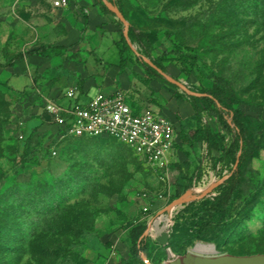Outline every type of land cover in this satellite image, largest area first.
I'll return each mask as SVG.
<instances>
[{
    "label": "rangeland",
    "instance_id": "obj_1",
    "mask_svg": "<svg viewBox=\"0 0 264 264\" xmlns=\"http://www.w3.org/2000/svg\"><path fill=\"white\" fill-rule=\"evenodd\" d=\"M114 1L136 31L153 35V57L175 45L199 57L188 78L171 62L164 63L168 75L194 91L209 89L210 78L229 82L231 106L246 114L243 122L255 146L242 181L222 215L205 211L217 189L160 214L186 191L198 195L228 174L220 170L218 153L209 161L202 150L193 169L170 166L167 172L117 141L61 136L41 121L43 100L33 91L51 75L16 73L10 89L0 86V264H165L193 253L264 256V0ZM53 2L0 0L1 64L71 39L78 28L74 15ZM115 52L106 51V63L118 61ZM10 73L0 69V79ZM191 122L185 118L182 125ZM209 123L223 133L215 120ZM140 224L150 229L144 254L133 259L127 230ZM161 231L169 237L167 250L156 241ZM200 245L213 250L197 254Z\"/></svg>",
    "mask_w": 264,
    "mask_h": 264
},
{
    "label": "crops",
    "instance_id": "obj_2",
    "mask_svg": "<svg viewBox=\"0 0 264 264\" xmlns=\"http://www.w3.org/2000/svg\"><path fill=\"white\" fill-rule=\"evenodd\" d=\"M65 10L74 15L75 24L78 28L73 32L68 42L57 45L70 46L78 43L74 51L80 50L79 53L85 59V63L67 62L61 58L46 60L32 56L16 63L15 69L10 73V75L12 73L16 75V73L27 72L29 75L30 70H32L38 75L45 73L51 75L48 80L41 82L42 87L33 90L43 100L40 112L41 121L52 124L50 116L43 112L46 100H52L65 108L72 104L73 101L64 98L65 91L70 88L76 87L78 97H81L84 102L92 96L91 93L95 90L108 96L120 92L125 96V102L134 114L138 115L146 108L153 110L156 108L157 112L164 116L167 115L168 117H166L174 124V143L172 150L167 155V167L164 170L171 172L173 169H170V166L175 164L180 166L178 169L174 168L178 172H181L184 167L188 170L193 169L194 162L200 159L202 155V150H205V156L209 160L204 143H184L181 141L179 131L188 136L197 127L193 109L185 96L176 98L175 95L180 94L179 92L172 91L165 87L166 85L163 86L154 80L144 84V71L134 60L124 72H119L117 68L119 63L118 51L114 45L120 35L118 25L115 23L116 19L103 14L94 0H70L69 6ZM110 47L116 51L118 61L115 64H109L105 61L106 51ZM55 77H58V81L51 83ZM118 77L120 81H118ZM32 83L34 85V82ZM41 83H37V85ZM185 118H190L192 121L189 127L182 125ZM211 118L215 120L213 116ZM211 118L205 115L203 119L204 124L210 128L209 121L212 120Z\"/></svg>",
    "mask_w": 264,
    "mask_h": 264
},
{
    "label": "trees",
    "instance_id": "obj_3",
    "mask_svg": "<svg viewBox=\"0 0 264 264\" xmlns=\"http://www.w3.org/2000/svg\"><path fill=\"white\" fill-rule=\"evenodd\" d=\"M94 1L103 14L114 18V16L105 8L102 0ZM109 1L116 4L122 12L116 1ZM115 23L118 26H121L117 20H115ZM119 33L120 39L114 43L119 57L117 68L119 69V72L122 73L134 60V62L137 63L144 71V84H148L151 80H154L162 85L175 88V86L169 84L160 74H158L156 70L145 64L141 60V57L148 58L158 69L166 74L168 73L164 67V63H175L179 66L180 73L185 78L189 77L192 68H194L196 63L199 61V57L193 53L191 48L181 45H175L173 49L163 52L160 56L153 57V35L147 32H138L130 25L128 29V38L131 44L137 45L139 50L138 53L140 55L138 57L134 56L122 36L121 29H119ZM77 46L78 43L70 46L41 45L29 52L14 55L5 64L0 63V69L12 71L15 69L16 63L32 56H37L46 60L61 58L63 61L84 64L85 59L81 57L79 53L80 50L74 51ZM128 52H130L132 56L129 55ZM12 75L13 73L5 80L0 79V86L10 89L9 81ZM210 80L212 86L209 89L195 91L201 94H206V97H188L185 94L175 95L176 98H180L181 96H185L187 98L191 108L193 109L194 117L197 123L196 129L190 135L185 136L182 131H179L178 133L181 136V141L184 143H204L206 145L207 156L210 161L213 160L212 153H218L217 162L220 165V170H226L228 171V174H230L228 179L217 188L219 191L218 194L214 196L209 203H205V211L207 213L222 215L242 181L245 167L251 160L255 146L249 138L247 128L243 122L246 114L233 109L231 106V100L234 99L235 95L230 88L229 82L222 78H210ZM56 81H58V77L52 79L51 83H55ZM205 115L213 116L216 123L223 130V133H214L208 125L204 124L203 119ZM255 119L261 125L260 118L256 116ZM50 126L55 128L56 132H60V129L56 125L50 124ZM37 129L38 128L34 129L26 138L25 150L30 148L27 143ZM239 152L240 156L238 159V165L234 169ZM173 167L177 169L180 168L178 164H175ZM146 228L147 227L145 225L140 224L132 226L127 230V237L130 243L129 254L133 259L139 258L145 252L146 238L143 237V234L146 231Z\"/></svg>",
    "mask_w": 264,
    "mask_h": 264
},
{
    "label": "built area",
    "instance_id": "obj_4",
    "mask_svg": "<svg viewBox=\"0 0 264 264\" xmlns=\"http://www.w3.org/2000/svg\"><path fill=\"white\" fill-rule=\"evenodd\" d=\"M69 3L70 0H54L53 5L65 9ZM64 98L73 101L67 108L52 100H46L43 107L61 136L113 139L128 146L148 166L159 170L167 167V155L175 138V127L169 118L151 108L134 114L120 92L110 96L97 92L84 102L73 87L65 91Z\"/></svg>",
    "mask_w": 264,
    "mask_h": 264
},
{
    "label": "water",
    "instance_id": "obj_5",
    "mask_svg": "<svg viewBox=\"0 0 264 264\" xmlns=\"http://www.w3.org/2000/svg\"><path fill=\"white\" fill-rule=\"evenodd\" d=\"M105 8L114 16V18L120 22L122 25V36L126 41L127 45L134 52L135 56H140L136 49L131 44L128 38V29L130 24L125 19L123 13L119 10L116 4L109 0H102ZM141 60L156 70L158 74H160L169 84L178 88L183 94L188 97H206V94H201L195 91H192L188 86L184 83L176 80L175 78L169 76L168 74L162 72L158 69L148 58L141 57ZM240 156V152L237 155V160L234 165V169L238 165V159ZM230 176V174L222 176L220 180L210 184L206 189H204L200 194L195 195L191 191H186L184 194L179 196L176 200H173L168 206H166L160 214H169L175 207L189 204L191 202L200 201L210 196L212 192L221 186ZM150 226H147L146 231L143 234V237H147L149 233ZM168 234L165 231H161L156 241L159 245H161L165 250L169 248L168 243ZM165 264H264V256H252V257H232V256H222V257H211L206 258L195 254H186L180 258H177L171 262Z\"/></svg>",
    "mask_w": 264,
    "mask_h": 264
},
{
    "label": "bare ground",
    "instance_id": "obj_6",
    "mask_svg": "<svg viewBox=\"0 0 264 264\" xmlns=\"http://www.w3.org/2000/svg\"><path fill=\"white\" fill-rule=\"evenodd\" d=\"M158 221L157 222H155V224H154V228H156L157 227V225H158ZM212 248L211 247H207V246H202V245H200V246H197L196 248H195V252L197 253V254H205V253H209V252H212ZM194 254V253H193ZM196 255V254H195Z\"/></svg>",
    "mask_w": 264,
    "mask_h": 264
}]
</instances>
